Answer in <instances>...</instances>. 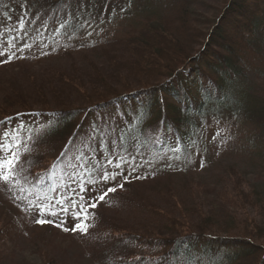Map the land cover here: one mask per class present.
<instances>
[{
    "label": "trees",
    "instance_id": "1",
    "mask_svg": "<svg viewBox=\"0 0 264 264\" xmlns=\"http://www.w3.org/2000/svg\"><path fill=\"white\" fill-rule=\"evenodd\" d=\"M10 1L0 0V9L9 7L11 2L24 3L25 7L20 11L12 7L21 24L0 34V49L5 52L0 56V135L34 132L38 122L54 127L55 135L51 133L45 141L41 140L45 149L50 147L49 151L42 147L41 152L18 163L19 183L0 181L5 200L21 209L20 215L0 214V264H15L18 241L26 242L29 250L37 249L22 230L23 225L32 223L79 240L94 241L92 264H179L180 260L185 264L196 260L207 264H264V216L261 220L250 217L243 221L222 205L206 213L189 209L190 217L185 221L176 215L166 216L162 224L175 234L155 242L148 239L153 235L142 228L123 232L112 224L107 225L108 231H93L94 219L88 222L87 234L74 232L71 214L45 215L30 206L31 201L59 200L62 195H70L69 188H77L79 183L71 184L69 178L62 183L55 178L56 170L64 174L70 171L73 153L78 154L74 157L78 164L73 165L80 166L75 175L81 173L87 181L106 164L99 162L112 159L115 164L117 154L132 157L149 153L150 158L153 156L150 163H167L170 152L183 157L194 146L204 121L219 110L230 111L236 106L238 115L264 124V107L253 110L249 93L232 89L235 83L264 85V0H127L120 13L130 17L135 6H144L139 7L144 15L122 37L83 49L54 47L50 56L36 61L60 58L66 61L63 67L40 62L36 65L32 58L17 57L14 50L19 49L22 40H27L23 45L30 49L38 34L51 31L53 10L63 8L72 14L75 7H56L63 0H45L48 7H41L37 14L38 7L29 0ZM102 9L104 18L112 12V7ZM0 16L7 17L1 10ZM46 16V25L37 28ZM20 27L23 31H19ZM23 78L29 82L28 87L21 85ZM112 112L120 118V128L110 120ZM162 132L176 139L159 147L156 136ZM11 145L14 147L13 142ZM63 156L70 163H60ZM48 161L52 163L46 165ZM135 176L140 174L129 177L122 188L116 186L118 189L110 193L123 192L130 205L157 211L159 207L136 190L141 182L131 181ZM54 188H59L62 195L55 198ZM168 188L164 192H170ZM233 192L234 203L244 208H261L264 203L256 193L244 191L241 179H235ZM162 199L168 200V214H179L173 201ZM104 201L91 209V214L103 208ZM192 217L198 221L190 224ZM42 219L48 223H37ZM219 219L232 221L234 224L225 222L233 227L216 225ZM140 248L143 252L153 250L159 256L155 260L141 256L130 261ZM39 251L44 255L41 264H62L48 252Z\"/></svg>",
    "mask_w": 264,
    "mask_h": 264
},
{
    "label": "rangeland",
    "instance_id": "2",
    "mask_svg": "<svg viewBox=\"0 0 264 264\" xmlns=\"http://www.w3.org/2000/svg\"><path fill=\"white\" fill-rule=\"evenodd\" d=\"M29 1L33 3L34 7H38L37 14L40 13L39 9H41V7L46 6L44 3L45 0ZM126 1L127 0H63L62 3H60V5L57 4L58 6L56 7H75V11L72 14H68L63 8L53 10L52 21L54 20V27H51V31L44 35L38 34L39 37L37 36V39L31 42L29 46L30 49L28 50H26V45H23L27 40L20 41L19 49L14 51H16L17 57H29L36 62L37 59L41 57L50 56L54 47H60L62 49L67 47L74 49L81 47L83 49L98 45L103 41L122 37L125 32L131 26L136 25L139 18L144 15L143 8H139L144 6H135L132 9L130 17L120 13V11H124L123 9L125 5H127ZM12 7L20 11L22 7H25V4L16 5L11 2L9 7H2L0 9L3 16H7H0V34L6 33L21 24V18H18V12H14ZM84 7H91V9L84 12L81 10ZM95 7H97L96 10ZM104 7H112V12L105 18L102 17L101 14L103 11L102 8ZM8 8H11L9 12ZM34 14L35 13H33V15ZM47 20L48 17L46 16L40 21L37 28L46 25ZM19 31H23V29L20 27ZM89 32H91V35H88ZM9 34L10 33L5 36ZM1 42L5 43L6 40L1 39ZM199 47L200 45L193 51L196 52ZM44 51L50 52L44 54ZM9 53L12 52L9 51ZM39 62H36V65H38ZM30 64L33 65V63ZM40 64L63 67L66 65V61L60 58H45ZM33 66H35V64ZM1 77L2 75L0 74V78ZM20 83L24 87H28L29 85L26 78L21 79ZM240 84L241 83L233 84L232 89L238 88V91H240L239 88H241L242 90H246L250 95L248 102L253 110L259 111L261 106L264 107V85L253 82H248L247 85L244 86ZM234 109L237 110V107L233 106L230 111H216L212 116L208 117L204 121L205 125L203 130L197 134L191 151L186 153L183 157L170 152L167 153V156L171 154L170 157L165 159L167 163H156V160L150 163L153 156L150 158L149 153L142 156L135 155L134 163L125 164L121 169L108 166L106 161L99 162L106 163L104 167L110 172L123 173L122 175H118L115 180H109L106 185H101L105 191L108 187H116L119 184L127 182L129 177L139 173L140 176H135L136 178H132L131 181L135 180L141 182L138 184L136 190L144 194L145 197L150 199L151 203L158 206L159 209L156 211L142 206L139 208L134 203L130 205V201L127 200L125 193L118 191L115 193L118 196L110 193L103 203V208L101 207L95 214H91V219H94L92 227L94 223H96L93 227V231H96V229L108 231L107 225L112 224L117 226V231L120 230L123 232L142 228L145 232L153 235L148 239L155 242V240H160L175 234L172 228L163 226L162 222L166 221V216L176 215L179 220L183 218L185 221L186 218L190 217L188 214L190 211L189 209H200L201 213H206L207 211H212L214 208L219 209L221 205L228 209V211L237 213L239 216L238 218L243 221L250 217H255L260 220L263 219L264 203L261 204V208H259V206L256 208L246 206L244 208L240 203H234L233 196L236 195V192L233 191L235 188V179H241L244 191L246 193H256L264 202V124L258 120H253L252 117H245L241 114L238 115ZM114 114L116 113L112 112L109 114L111 117L110 120L113 119L117 127L120 128L121 120L119 118V121ZM54 132V127H51L49 124L44 125V123L41 124L38 122L34 132H23L22 135L16 134V141L20 144V147L16 149L20 152V160L18 163L30 154L41 152L43 147L41 140L45 141L47 139L46 137L51 133L55 135ZM11 136L12 135H9V137ZM29 137L32 139L29 140ZM4 138L5 137L0 135V140H4ZM173 139L176 138L172 134L162 132L156 136V144L162 147L164 142L172 144ZM7 142L11 145L13 140L9 138ZM45 148L46 147H43L44 150H50L48 145L47 149ZM45 154L47 155V153ZM70 154L71 151L67 156ZM76 155L78 154L73 153L70 156L72 165L75 163L74 157ZM64 156L60 163H70L66 161L67 157L65 159ZM125 158L131 160V157ZM49 163H52V161H48L46 165ZM72 165L68 168L70 171L66 173L67 175L63 172L58 173L56 170L55 178L58 183H62L67 178L70 179L71 184L80 183V178L75 175V172L80 170V166L72 168ZM132 167H135L134 171ZM99 175L100 173L98 172L95 177ZM166 187H169L166 190L171 191L164 192ZM116 188L118 189V187ZM162 193H164L162 197H167L177 205L179 214H168V211H170L166 203L168 200H163L162 197L160 198ZM53 195L57 198L59 195H62V192H60L59 188H54ZM110 201L112 202L109 204ZM1 213L20 215L21 209L9 199L5 200L0 193V214ZM190 220V224L198 221L194 217L190 218ZM226 220L229 224H234L232 221ZM226 220L219 219L216 225H226L232 228L233 226L226 224ZM181 229L183 230V228ZM22 230H24L27 237L36 245L37 249L34 247L29 250L26 242L18 241L17 253L13 259L15 264H41L42 256L44 255H42L39 249L48 252L49 255L56 258L62 264H92L90 257L94 253L96 244L91 239L79 240L66 236L56 229L41 228L37 226L36 223L23 225ZM137 252L138 255L130 258V261L134 262L135 260H139L141 256L149 260H155L157 256H159V254L153 250H145L143 252L140 248L137 249ZM179 264H185V262L180 260ZM192 264L207 263L196 260V262Z\"/></svg>",
    "mask_w": 264,
    "mask_h": 264
},
{
    "label": "snow or ice",
    "instance_id": "3",
    "mask_svg": "<svg viewBox=\"0 0 264 264\" xmlns=\"http://www.w3.org/2000/svg\"><path fill=\"white\" fill-rule=\"evenodd\" d=\"M83 27V25H82ZM91 35V32L88 33ZM12 43V41H9ZM5 52L0 49V56H4ZM4 62H8L5 60ZM11 138L14 143V147L7 142ZM32 138L29 137V140ZM20 147L19 142L16 141V134L11 137L6 136L4 140H0V181L5 184L15 185L19 183L21 176V169L18 167L20 160V152L17 151ZM126 151V150H125ZM4 153H8L4 155ZM135 161V157L132 156L131 160L126 159L123 155L117 154L116 162L113 164L112 159L107 160V165L115 169H121L125 164H132ZM72 167H79V165H72ZM95 167V165H93ZM135 170V167H132ZM100 175L98 177L90 176L87 181L84 180V176L81 173H76L80 176V183L77 188H69L70 195H62L59 200L49 199L47 203L31 201L30 206L35 207L37 211L45 215L59 216L61 214H71L72 219L75 221L72 231H79L83 234L88 233V222L91 217V209H95L100 201H104L105 197L110 192H115L116 187H108L105 191L101 185H106L109 180H115L118 175H122V172H110L104 166H100L98 169ZM119 187H123V184H119ZM37 223H48L47 220H38ZM69 229H65L68 231Z\"/></svg>",
    "mask_w": 264,
    "mask_h": 264
}]
</instances>
